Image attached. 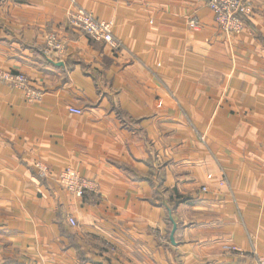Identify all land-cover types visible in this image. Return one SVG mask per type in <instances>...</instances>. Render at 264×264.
<instances>
[{
  "label": "crops",
  "instance_id": "1",
  "mask_svg": "<svg viewBox=\"0 0 264 264\" xmlns=\"http://www.w3.org/2000/svg\"><path fill=\"white\" fill-rule=\"evenodd\" d=\"M248 1V29L226 36L207 0H0V71L41 92L0 81V264H256L264 0ZM77 7L122 46L70 26ZM66 167L95 188L68 192Z\"/></svg>",
  "mask_w": 264,
  "mask_h": 264
},
{
  "label": "built area",
  "instance_id": "2",
  "mask_svg": "<svg viewBox=\"0 0 264 264\" xmlns=\"http://www.w3.org/2000/svg\"><path fill=\"white\" fill-rule=\"evenodd\" d=\"M207 6L213 13L217 27L224 35H238L248 29V19L252 12V6L248 0H207ZM67 23L82 31L92 40L106 43L112 50H117L122 46L121 41L114 37L112 33L111 22L99 20L91 12L82 8L77 7L70 10L67 16ZM189 26L194 30L199 28L195 19L189 21ZM48 43L49 47L55 50L61 49V44L57 42L55 36H50ZM0 81L9 87L23 91L24 98L29 103L38 101L41 97V92L31 89L28 76L20 71L1 70ZM68 110L75 114L82 113V110L73 106L68 107ZM33 166L36 168L40 178L48 176V169L44 164L36 161ZM57 181L68 192L77 197H81L84 190L95 188L93 182L81 176L76 169L71 167L61 170ZM220 183L222 184L223 182ZM201 190L206 191L207 188L203 186ZM68 223L71 226L76 225V221L72 217L68 218ZM232 249L235 250V248ZM254 257L256 264H264V255L254 253Z\"/></svg>",
  "mask_w": 264,
  "mask_h": 264
},
{
  "label": "trees",
  "instance_id": "3",
  "mask_svg": "<svg viewBox=\"0 0 264 264\" xmlns=\"http://www.w3.org/2000/svg\"><path fill=\"white\" fill-rule=\"evenodd\" d=\"M187 198H185V197H182V196H177L176 198H175V203L177 202V203H179V202H183V201H185Z\"/></svg>",
  "mask_w": 264,
  "mask_h": 264
},
{
  "label": "water",
  "instance_id": "4",
  "mask_svg": "<svg viewBox=\"0 0 264 264\" xmlns=\"http://www.w3.org/2000/svg\"><path fill=\"white\" fill-rule=\"evenodd\" d=\"M174 232H175V225H173L172 232H171V235H170V239H171L172 242H173Z\"/></svg>",
  "mask_w": 264,
  "mask_h": 264
}]
</instances>
